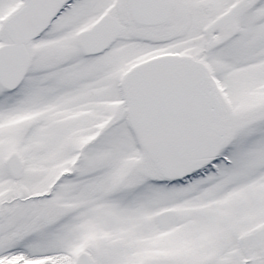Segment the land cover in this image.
Listing matches in <instances>:
<instances>
[{"label": "snow or ice", "instance_id": "1", "mask_svg": "<svg viewBox=\"0 0 264 264\" xmlns=\"http://www.w3.org/2000/svg\"><path fill=\"white\" fill-rule=\"evenodd\" d=\"M0 264H264V0H0Z\"/></svg>", "mask_w": 264, "mask_h": 264}]
</instances>
